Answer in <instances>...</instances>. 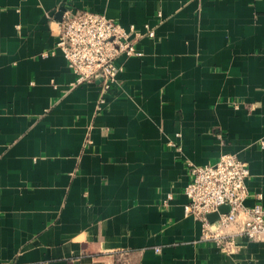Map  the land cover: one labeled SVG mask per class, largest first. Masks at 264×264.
<instances>
[{"label": "crops", "instance_id": "crops-1", "mask_svg": "<svg viewBox=\"0 0 264 264\" xmlns=\"http://www.w3.org/2000/svg\"><path fill=\"white\" fill-rule=\"evenodd\" d=\"M81 10L141 34L104 93L55 44ZM222 153L264 205V0H0V264H264L184 213L188 163Z\"/></svg>", "mask_w": 264, "mask_h": 264}, {"label": "built area", "instance_id": "built-area-1", "mask_svg": "<svg viewBox=\"0 0 264 264\" xmlns=\"http://www.w3.org/2000/svg\"><path fill=\"white\" fill-rule=\"evenodd\" d=\"M56 47L60 49L67 66L75 75L74 84L98 80L101 93L114 81L120 69L115 63L119 55H140L135 39L141 34L133 27L128 29L90 10L65 11L57 23ZM146 34L153 36L152 29ZM103 97L99 98V103ZM189 164V179L183 188L186 197L184 213L201 223V237L211 239L224 248L233 234H242L250 240L264 241V205L254 203L246 207L245 180L249 169L245 161L231 153H222L212 164ZM171 195L163 200L165 204ZM228 207L210 221L208 215ZM233 227L234 232L220 235L219 228ZM155 250H159L157 247Z\"/></svg>", "mask_w": 264, "mask_h": 264}, {"label": "water", "instance_id": "water-1", "mask_svg": "<svg viewBox=\"0 0 264 264\" xmlns=\"http://www.w3.org/2000/svg\"><path fill=\"white\" fill-rule=\"evenodd\" d=\"M227 209H228V207H227L226 205H222V206H220L219 209H218V212H213V213H210V214L208 215V219H209L210 221L215 220V219L217 218V216H218V213L226 212Z\"/></svg>", "mask_w": 264, "mask_h": 264}]
</instances>
